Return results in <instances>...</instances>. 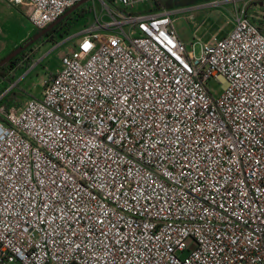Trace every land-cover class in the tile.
<instances>
[{"label": "built area", "instance_id": "1", "mask_svg": "<svg viewBox=\"0 0 264 264\" xmlns=\"http://www.w3.org/2000/svg\"><path fill=\"white\" fill-rule=\"evenodd\" d=\"M6 1L44 30L83 0ZM100 1L41 97L0 98V264H264V31L236 7L197 55L183 9Z\"/></svg>", "mask_w": 264, "mask_h": 264}, {"label": "rangeland", "instance_id": "2", "mask_svg": "<svg viewBox=\"0 0 264 264\" xmlns=\"http://www.w3.org/2000/svg\"><path fill=\"white\" fill-rule=\"evenodd\" d=\"M235 1L214 0L215 4L213 5H210L211 2H209L177 8L183 9V12L174 16V26L180 40L190 51L192 45L196 44L195 50L199 55L202 45H216L234 29L236 7L241 8L245 5H247L251 20L264 31V0ZM86 7L91 8L92 12L88 13L78 28H74L69 35L64 34L63 38L56 35V39L50 37L41 41L42 48L34 55V59H31L30 67L20 68L21 60L16 63V72L12 71L15 76L13 83L0 79V98L13 88L24 94L22 97L18 96L15 103L17 107L23 106L33 97H41L45 89V81L56 74L63 56L78 50L79 40L82 36L74 37L77 31L92 26L96 17L103 18L106 22L111 21L108 11L100 0H89L80 7V10ZM154 7V1H149L146 4L135 6L131 11L146 14L151 12ZM125 29L129 30V27ZM32 31L28 1L23 5L14 6L6 0H0V50L2 51L0 59L9 55L6 53L18 48L28 38L27 34ZM223 86V82L218 80H211L208 83V88L215 97L221 95ZM188 244L191 248L195 247L192 240Z\"/></svg>", "mask_w": 264, "mask_h": 264}, {"label": "trees", "instance_id": "3", "mask_svg": "<svg viewBox=\"0 0 264 264\" xmlns=\"http://www.w3.org/2000/svg\"><path fill=\"white\" fill-rule=\"evenodd\" d=\"M155 3L154 9L149 13H159L163 11H171L175 10L177 8H185V7H191L198 4H204L213 2L214 0H153ZM91 8H83L80 10V8L75 11L73 14L62 20L59 24L56 25V27L49 33L47 36L48 38L56 39L57 36H61L62 38L65 37L64 34L69 35L70 32L82 21L85 19L86 15L88 13H91ZM262 29V28H261ZM62 31V32H61ZM61 32V33H60ZM32 48H28L23 54L17 55L15 58H13L10 62L5 64L0 69V79L8 80L10 83H13L15 80L14 74H12V71L16 72V63H18L19 60H22L23 57L29 56L28 60L25 65H21L20 68L24 67H30L31 59H34L35 54H25L27 52H30ZM33 50V49H32ZM14 51V50H13ZM12 52V51H11ZM9 52L8 54H10ZM5 57L1 58L3 60ZM11 75V76H10ZM18 96L22 97L24 94L19 93V91L15 90L14 88L10 90L1 100V106L5 108L6 110L11 109L13 106H15L16 101L18 100ZM17 107V106H15Z\"/></svg>", "mask_w": 264, "mask_h": 264}, {"label": "water", "instance_id": "4", "mask_svg": "<svg viewBox=\"0 0 264 264\" xmlns=\"http://www.w3.org/2000/svg\"><path fill=\"white\" fill-rule=\"evenodd\" d=\"M89 0H83L79 3H77L75 6L70 8L57 22L51 24L49 27L44 29L41 33L36 35L33 40H31L28 44L25 46H20L14 51H12L9 55H7L3 60L0 61V69L10 62L13 58H15L17 55H19L22 51H24L29 45H31L33 42L37 41L38 39L44 37V35L51 30L53 27H55L57 24H59L62 20L73 14L75 11H77L81 6H83L85 3H87Z\"/></svg>", "mask_w": 264, "mask_h": 264}, {"label": "flooded vegetation", "instance_id": "5", "mask_svg": "<svg viewBox=\"0 0 264 264\" xmlns=\"http://www.w3.org/2000/svg\"><path fill=\"white\" fill-rule=\"evenodd\" d=\"M56 27V26H55ZM55 27H53L51 30H49L45 35H44V37H42V38H40V39H38L37 41H35V42H33L31 45H29L24 51H22L20 54H23L28 48H34L35 46H37L39 43H41V41L42 40H44L45 38H48L47 36L49 35V33L55 28ZM43 30H36V29H34L33 30V32L31 33V35L26 39V40H24L22 43H21V45L20 46H25L26 44H28L31 40H33L34 39V37L36 36V35H38L39 33H41ZM19 46V47H20ZM17 49V48H16ZM31 49V50H32ZM30 50V51H31Z\"/></svg>", "mask_w": 264, "mask_h": 264}, {"label": "crops", "instance_id": "6", "mask_svg": "<svg viewBox=\"0 0 264 264\" xmlns=\"http://www.w3.org/2000/svg\"><path fill=\"white\" fill-rule=\"evenodd\" d=\"M228 1H229V0H228ZM81 22H82V21H81ZM81 22H80V23H81ZM80 23H79V24H80ZM79 24H78L75 28H78ZM32 28H33V27H32ZM33 30H34V28H33ZM84 31H85V30H79V31H77V33L74 35V37H76V38L80 37L81 34H82ZM32 32H33V31H32ZM32 32H30L29 34H27L28 37L31 35ZM41 48H42V42L39 43L37 46H35V47L33 48V50H31L30 52H27V53H25V54H37V52H40ZM0 52H2V51L0 50ZM6 54H8V53H6Z\"/></svg>", "mask_w": 264, "mask_h": 264}]
</instances>
